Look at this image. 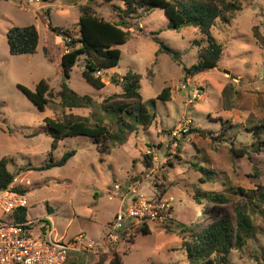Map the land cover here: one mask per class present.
Wrapping results in <instances>:
<instances>
[{"label": "rangeland", "instance_id": "1", "mask_svg": "<svg viewBox=\"0 0 264 264\" xmlns=\"http://www.w3.org/2000/svg\"><path fill=\"white\" fill-rule=\"evenodd\" d=\"M240 1L243 9L231 22L218 21L214 26L213 35L224 51L218 67L211 71L194 76L185 73V67L200 60L205 39L192 27L179 32L167 29L168 18L160 8L132 21L131 39L118 47L119 64L98 74L106 84L104 89L86 81L84 61L77 62L69 86L92 97L96 113L92 108L67 112L91 119L97 116L102 124L113 123V114L103 112L100 104L122 92L111 77L120 79L128 71L142 77V108L112 124L116 139L110 153H102L86 136L66 138L56 150H51V138L46 134L27 138L25 135L41 129L46 117L60 116L61 111L57 102L40 111L17 85L34 90L41 79H50L51 88L57 90L65 36L55 28L68 30L76 38L79 5L94 3L100 16L114 19L110 7L103 0H0V160L10 158L9 170L31 182L25 190L27 220L49 217L58 238L82 234L100 242L109 231L108 222L137 197L168 200L173 217L187 224L207 213L206 201L195 200L197 193L226 196L232 212L238 205H247L234 192L244 189L251 193L264 186V133L257 136L252 132L254 126L264 125V49L253 36L256 26L264 35V0ZM29 25L39 33L37 51L10 55L8 29ZM158 31L161 41L181 53L182 64L168 54H157L159 46L153 38ZM44 46L54 48L55 62L47 61ZM165 88L170 89L169 100L158 98ZM195 93L200 97L190 103ZM186 120L192 121L190 129L174 137L172 133ZM70 150L76 153L65 165L35 169L51 159L59 161ZM149 155L152 159L147 160ZM252 220L253 237L243 251L230 252V264H264V216L252 214ZM132 226H126L125 234L110 244L108 253L79 254L66 264H110L113 252L122 256L123 264H188L180 250V237L151 224L147 235L130 229Z\"/></svg>", "mask_w": 264, "mask_h": 264}, {"label": "trees", "instance_id": "2", "mask_svg": "<svg viewBox=\"0 0 264 264\" xmlns=\"http://www.w3.org/2000/svg\"><path fill=\"white\" fill-rule=\"evenodd\" d=\"M103 4L110 7L114 19L100 16L94 3H86L79 5L78 37L74 38L68 30L55 28L65 36V52L59 59L61 82L57 90L51 88L50 79H41L34 90L21 84L17 85L40 111L57 102L61 115L46 117L40 130L25 135L27 138H33L46 134L52 140L51 150H56L59 143L66 138L86 136L93 140L100 152L110 153L111 145L116 139L111 129L112 124L124 114L133 115L142 108L143 97L139 85L142 77L128 71L120 79L111 77L112 83L120 86L122 92L111 95L100 104L103 112L113 114V123L102 124L98 122L100 118L97 116L93 115L91 119L67 112V109H93L96 103L92 97L79 94L69 86L72 68L82 59L83 77L96 88L104 89L106 84L98 74L119 64L121 51L118 47L131 39V23L137 15L144 17L152 10L160 8L165 10L168 18L167 29L179 32L182 28L192 27L203 36L206 46L200 50V60L184 68L187 75L194 76L218 67L224 48L213 35L214 26L218 21L231 22L234 15L243 9L240 0H103ZM154 34L156 36L153 39L159 46L157 54H168L175 62L182 64L181 53L161 41L157 37L159 31ZM253 36L260 48L264 49V35L260 33L258 26L254 27ZM6 39L10 55H32L39 46V33L34 25L12 26L7 31ZM43 51L49 63L56 61L53 47L44 46ZM169 92L170 89L165 88L158 98L169 100ZM8 130L13 132L12 129ZM252 132L259 136L264 133V125L254 126ZM261 147L262 145H259L257 151H260ZM75 153L76 150L67 151L59 161L54 162L51 159L35 169L43 171L63 166ZM146 158L152 159L150 155ZM10 162L11 159L7 157L0 160V191L9 188L17 175L9 170ZM151 165L152 163H148V166ZM234 193L243 197L247 205H238L233 212L227 207L229 199L222 194H195V200L198 203L206 201L208 207L205 209L207 213H201L198 219L190 224L176 220L173 217V207L169 210V220L164 231L166 234L180 237V250L185 252L188 264H230V252L243 251L248 240L253 237L252 214L260 213L264 216V186H259L258 190L251 193L244 189H238ZM8 220L26 222L27 208L15 211L8 216ZM130 229L144 235L151 233L146 224L135 225ZM132 241L134 243L133 239ZM113 256L110 264H123L122 256L118 252H113Z\"/></svg>", "mask_w": 264, "mask_h": 264}, {"label": "built area", "instance_id": "3", "mask_svg": "<svg viewBox=\"0 0 264 264\" xmlns=\"http://www.w3.org/2000/svg\"><path fill=\"white\" fill-rule=\"evenodd\" d=\"M186 87L187 85H182V89ZM199 97L195 93L190 103ZM191 124L190 120L184 121L172 133L173 136L186 133ZM30 185V180L16 176L9 188L0 191V264H66L72 254L89 257L97 252L101 244L117 243L128 225L151 224L164 228L168 224L169 210L172 207L168 200L137 197L126 210L116 213L104 240L94 241L82 234L66 240L56 236L54 223L49 217L22 223L8 220V216L15 211L27 208L25 190ZM116 189L118 191L120 186L117 185ZM132 191L136 193V189L133 188ZM115 194L119 196L117 192Z\"/></svg>", "mask_w": 264, "mask_h": 264}, {"label": "crops", "instance_id": "4", "mask_svg": "<svg viewBox=\"0 0 264 264\" xmlns=\"http://www.w3.org/2000/svg\"><path fill=\"white\" fill-rule=\"evenodd\" d=\"M75 113V112H74ZM75 114H77V113H75ZM52 141V140H51ZM133 183V182H132ZM129 186V184H127V187ZM112 220V219H111ZM111 220L108 222V225L110 224V222H111ZM74 237V236H73ZM70 238H72V237H70ZM136 243V241L134 242V244ZM110 248H111V246L110 245H106V244H101L100 245V247L98 248V250H97V252H96V254L94 255V256H96L97 255V253H99L100 251L101 252H103V253H108L109 251H110ZM78 255L79 254H72L70 257H69V259L71 258V257H77L78 258ZM69 259H68V261H69ZM68 261L66 262V263H68Z\"/></svg>", "mask_w": 264, "mask_h": 264}]
</instances>
